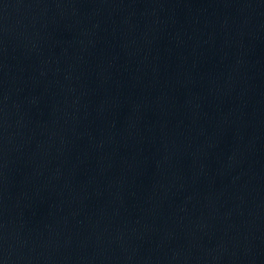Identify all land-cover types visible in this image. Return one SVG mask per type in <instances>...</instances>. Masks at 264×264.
Instances as JSON below:
<instances>
[{
	"label": "water",
	"instance_id": "95a60500",
	"mask_svg": "<svg viewBox=\"0 0 264 264\" xmlns=\"http://www.w3.org/2000/svg\"><path fill=\"white\" fill-rule=\"evenodd\" d=\"M0 264H264V0H0Z\"/></svg>",
	"mask_w": 264,
	"mask_h": 264
}]
</instances>
